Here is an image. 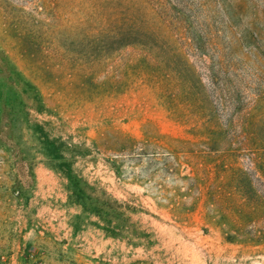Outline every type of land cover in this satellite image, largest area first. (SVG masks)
Listing matches in <instances>:
<instances>
[{
  "label": "rangeland",
  "instance_id": "rangeland-1",
  "mask_svg": "<svg viewBox=\"0 0 264 264\" xmlns=\"http://www.w3.org/2000/svg\"><path fill=\"white\" fill-rule=\"evenodd\" d=\"M264 264V0H0V264Z\"/></svg>",
  "mask_w": 264,
  "mask_h": 264
},
{
  "label": "built area",
  "instance_id": "built-area-1",
  "mask_svg": "<svg viewBox=\"0 0 264 264\" xmlns=\"http://www.w3.org/2000/svg\"><path fill=\"white\" fill-rule=\"evenodd\" d=\"M39 264V263H38Z\"/></svg>",
  "mask_w": 264,
  "mask_h": 264
}]
</instances>
